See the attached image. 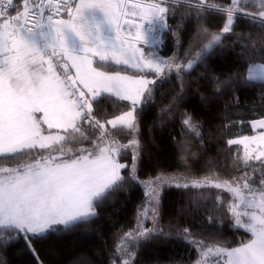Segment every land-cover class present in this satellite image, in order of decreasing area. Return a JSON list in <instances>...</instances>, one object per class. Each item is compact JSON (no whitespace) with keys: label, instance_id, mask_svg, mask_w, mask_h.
Here are the masks:
<instances>
[{"label":"snow or ice","instance_id":"snow-or-ice-1","mask_svg":"<svg viewBox=\"0 0 264 264\" xmlns=\"http://www.w3.org/2000/svg\"><path fill=\"white\" fill-rule=\"evenodd\" d=\"M185 4L189 11L178 12ZM247 7L245 0H226L222 5L206 0H0V160L36 153L28 163L0 167V232L14 234L0 237V247L23 239L35 255L33 241L98 218L102 203L129 182L144 185L150 207L141 208L138 220L151 212L153 227L138 223L121 242L131 239L138 245L154 238L169 239L172 234L158 223L161 191L210 183L233 195L237 202L227 206L233 227L244 229L250 238L225 247L218 241L192 240L187 228L175 238L200 250L195 264H264V172L258 182L247 171L231 180L161 172L141 181L137 175L144 151L139 139L141 115L154 102L155 90L169 73H175L180 90L162 111L178 110L186 95L181 74L223 47L224 39L235 35L238 19L258 24L264 33V0L254 12L246 11ZM210 9L223 16L215 33L203 23ZM193 18L197 27L184 61L178 62L176 53L160 56L157 46L163 47L168 35L175 47L182 46L181 33ZM169 19L177 21L175 26ZM206 36V43H198ZM241 39L252 37H237ZM191 42H197V50ZM238 55L245 62L253 55H264V40L261 48L253 45L251 51ZM108 67L112 70H105ZM254 79L250 71L243 80L236 73L224 81L212 77L229 88L235 87L233 81L247 84ZM106 94L127 102V110L101 121L96 106ZM180 122L200 135L193 115L182 113ZM251 126L259 130L257 135L227 144L243 146L245 168L250 161H259L264 168V118L251 121ZM119 131H124L127 143H120L114 134ZM65 145L77 147L65 149ZM173 146L183 152L179 142ZM125 152L131 154L127 163L121 162ZM252 171L255 174L256 168ZM121 252L117 245L118 257ZM132 255L123 264H132Z\"/></svg>","mask_w":264,"mask_h":264},{"label":"trees","instance_id":"trees-1","mask_svg":"<svg viewBox=\"0 0 264 264\" xmlns=\"http://www.w3.org/2000/svg\"><path fill=\"white\" fill-rule=\"evenodd\" d=\"M206 2L222 5L226 0ZM259 2L245 0L248 5L246 11H256ZM177 11L187 12L189 9L185 4L178 7ZM205 17L203 23L210 33L220 30L222 14L210 9ZM176 22L173 19L168 21L173 26ZM236 25L233 30L235 35L227 36L223 47L216 48L194 69L181 74L186 95L178 110L173 108L168 113L162 111L171 105L172 97L180 90L175 73H169L155 90L154 102L141 115L139 139L144 151L141 153V170L137 173L140 180L152 179L161 172L189 177L219 176L221 180H231L247 171L258 182L261 172H264L259 161H250V166L245 168L242 145H229L227 141L255 133L251 121L264 118V80H251L247 84L233 81V88L212 81L213 76L219 77L221 81L227 80L232 73L237 74L238 80H243L252 65L264 64V55H253L247 62L238 55L251 51L253 45L261 48L264 33L260 32L258 24H250L247 19L240 18ZM196 27V20L189 19L185 24L186 31L181 33L182 46L175 47L168 35L166 44L158 46L159 54L168 58L176 53L183 62V54L189 51L190 37L195 35ZM238 36H251L252 39L237 40ZM208 38L203 37L198 43H206ZM191 43L192 49L197 50V42ZM241 45H247L248 48L243 49ZM105 70L112 69L108 67ZM217 88L221 90L219 93ZM96 107L98 118L103 121L126 111L127 102L106 94ZM184 112L193 115L199 125V136L182 127L180 121ZM114 134L120 143L128 142L124 138V131ZM174 141L180 143L182 153L173 146ZM35 155L31 153L16 159L0 160V167L28 163ZM130 159L131 154L125 152L121 162L127 163ZM253 167L256 168L255 174ZM234 200L227 190L216 189L211 185L189 189L165 187L160 194L158 223L172 234V238H154L151 242L142 241L138 245L134 242L124 249L121 238L137 227L138 213L147 201L142 184L129 182L102 203L97 209L98 218L80 223L60 235L49 236L46 240L33 241L35 255L27 249L23 239L0 247V264H123V260L129 259V253L133 254L132 264H195L200 250L194 243L175 238L176 233L185 228L189 230L192 240L218 241L225 247L238 246L241 241L250 238V233L244 229L233 227L234 221L227 206ZM10 235L14 234L0 232V237ZM117 245L122 247L119 257Z\"/></svg>","mask_w":264,"mask_h":264},{"label":"rangeland","instance_id":"rangeland-1","mask_svg":"<svg viewBox=\"0 0 264 264\" xmlns=\"http://www.w3.org/2000/svg\"><path fill=\"white\" fill-rule=\"evenodd\" d=\"M145 51L147 52L148 51V48L146 47L145 48ZM157 51H158V46H157ZM159 54V52H158ZM160 56H162L161 54H159ZM163 57V56H162ZM166 58V57H165ZM178 59V57H177ZM178 62H181L179 59H178ZM250 72L251 74L255 77L254 80H264V64H261V63H257V64H254L251 66L250 68ZM150 79L154 78V77H149ZM258 129H256V132L253 134L254 135H257L258 134ZM249 137L252 136V135H248ZM244 137V136H243ZM243 147V146H242ZM243 154H244V149H243ZM185 177H189V176H185ZM189 178H203V177H189ZM147 180H150V179H147ZM141 181H145V180H141ZM207 185H211L210 183L209 184H206L205 186ZM144 187V185H142ZM144 190L146 192V189L144 187ZM147 200H148V197H147ZM147 202V201H146ZM237 201L234 200L233 203H236ZM144 207H150V205H148L147 203L145 204ZM242 210V207L241 209ZM244 219H247L246 217H244ZM138 223H142L144 227L146 228H152L153 227V223H152V219H151V212L148 213V217L143 219L142 221L139 220ZM130 243H134V241H132L131 239H128V240H124L122 246L124 249H126V247H128V245ZM212 259H214L213 257H209V260L211 261Z\"/></svg>","mask_w":264,"mask_h":264},{"label":"built area","instance_id":"built-area-1","mask_svg":"<svg viewBox=\"0 0 264 264\" xmlns=\"http://www.w3.org/2000/svg\"><path fill=\"white\" fill-rule=\"evenodd\" d=\"M169 21V20H168ZM155 35L159 36L160 35V31L159 29H157V32L155 33Z\"/></svg>","mask_w":264,"mask_h":264},{"label":"crops","instance_id":"crops-1","mask_svg":"<svg viewBox=\"0 0 264 264\" xmlns=\"http://www.w3.org/2000/svg\"><path fill=\"white\" fill-rule=\"evenodd\" d=\"M258 120V119H257ZM255 130V132H256V129H254ZM253 136V135H252Z\"/></svg>","mask_w":264,"mask_h":264}]
</instances>
